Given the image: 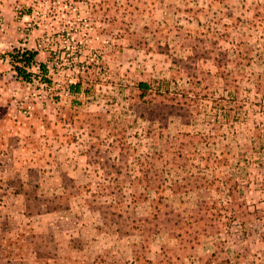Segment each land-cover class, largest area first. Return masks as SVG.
I'll return each mask as SVG.
<instances>
[{
  "label": "rangeland",
  "instance_id": "374dc122",
  "mask_svg": "<svg viewBox=\"0 0 264 264\" xmlns=\"http://www.w3.org/2000/svg\"><path fill=\"white\" fill-rule=\"evenodd\" d=\"M0 264H264V0H0Z\"/></svg>",
  "mask_w": 264,
  "mask_h": 264
},
{
  "label": "trees",
  "instance_id": "16d2710c",
  "mask_svg": "<svg viewBox=\"0 0 264 264\" xmlns=\"http://www.w3.org/2000/svg\"><path fill=\"white\" fill-rule=\"evenodd\" d=\"M8 56L9 63L18 77H21L27 82H31L33 78H37L42 82H49V80L44 77L48 73V68L45 63L37 61V52L35 50L14 48L12 51L8 52ZM34 67L37 68L41 74L33 72L31 69ZM137 86L141 91H146L149 88V84L142 81L139 82ZM76 87L77 86H75V88Z\"/></svg>",
  "mask_w": 264,
  "mask_h": 264
}]
</instances>
